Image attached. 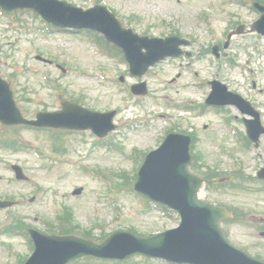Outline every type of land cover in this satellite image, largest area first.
I'll return each instance as SVG.
<instances>
[{
	"label": "rangeland",
	"instance_id": "obj_1",
	"mask_svg": "<svg viewBox=\"0 0 264 264\" xmlns=\"http://www.w3.org/2000/svg\"><path fill=\"white\" fill-rule=\"evenodd\" d=\"M67 1L83 7L90 6L95 2V0ZM105 2L116 10L124 21L132 20V26L139 33L149 28L150 34L163 36V34L170 33L174 26L183 34L182 36L193 38L194 35H197L199 38L197 42L192 47H188L189 50L194 51L192 55L195 56L197 55L196 51L203 47L207 49L209 44L216 40V37L226 38L228 29L233 26L232 22L226 19L225 14L219 19L223 0H105ZM218 2H220V7ZM224 8L237 12V16L245 24L244 32L231 39L230 58L237 59L238 63L247 61L248 66L243 68L238 66L232 70L220 69L217 72L213 70L214 74L206 77H215V73H217L220 75L217 77L227 82L232 89H237L238 92L264 110V37L257 35L253 31V24H251L259 16V12L249 10L248 7L236 3L225 4ZM202 9H206L209 14L210 23L198 21L197 16ZM13 15L33 25L29 30L9 32L6 28L10 17L7 20L6 17L0 16V74L13 81L14 79L10 75L13 72L17 73L15 79L18 78V80L14 85L16 87L15 95L20 100V104L26 108L27 115L31 117L41 109L53 110L59 105V98L63 99L59 89L55 87V83L46 82L43 73H48L51 80L56 79L62 83L63 87L67 89V93L64 92L65 96L71 98L83 96L85 105L91 108L104 111L117 107L119 115L116 122L118 128L120 127L119 137L128 150L127 154H123L124 156L120 158L107 159L108 157L93 150L88 137L89 132L74 131L66 134L65 137L68 156L76 158L78 156L80 166H84L83 159L84 163L90 165L94 163L102 167L108 174L122 173V170H126L132 176L136 164L129 157L131 149L142 146L149 150L157 147L160 138L157 137L160 136V127L164 123L159 122L162 120L156 119L155 114H148L145 117L143 108L149 107L158 111L165 107L169 108L171 102H179L182 96L189 94L190 89L184 86L183 82L190 79V73L185 71L181 81H171V78L175 77V73L178 72L176 66L178 62H170L154 69L147 77L149 86L151 85L152 90L159 86L171 96L166 97L165 102L161 104L165 107L161 108V105L156 107L154 103H150L151 100L146 98L141 100L130 97L127 92L121 89V85L90 76L93 67L94 70H97L104 64L111 72L114 71V67L96 52L86 38L81 35H69L56 31L40 32L38 30L39 20L33 13L16 11ZM2 52L6 53L2 54ZM200 52L198 54H201ZM38 54H41L40 56L46 60L41 59ZM53 59L61 64L63 62L67 70L62 72L56 67V61H51ZM202 62L208 64L207 55L199 63V67ZM120 67L124 68L125 66L120 65ZM210 70L206 73H210ZM131 81L137 82L138 79L133 78ZM253 81L256 82V87L252 85ZM23 94L32 98V101L23 102L21 96ZM176 96L178 97L174 99ZM130 109H135L134 117L142 118L144 116L147 124H132L135 127L130 131L128 125L132 123ZM237 110L230 108L228 113L225 112L222 116L219 113L215 115L213 112H207L203 116L198 115L199 117L191 119L189 118L196 116V113L189 112L182 121L178 119L173 121L176 124L182 122L181 129H189V131H195L198 134L194 150L202 152L204 161L201 167L193 170L194 172L204 173L209 167L215 165H219L221 169L227 171L240 166L247 174L256 175L259 166L264 164V135L261 137L259 148H244L236 135L238 131L244 132L245 130V124ZM190 113L193 115L190 116ZM178 115L182 116L180 113L173 116ZM225 117H230L232 120L234 131L223 120ZM148 118L152 119V124L148 122ZM18 132L19 139L25 145L39 147L44 153L49 151L51 132L27 127L18 128ZM32 150L33 148H30L28 151L13 153L0 149V159L4 160L0 161L1 186L3 185L8 193L14 196H19L20 192L24 193L30 190L29 184L14 183L8 179L12 176L9 163L18 161L24 166L25 174L36 180L38 184L49 189L59 188L62 193L57 196L54 192H47L43 189L35 203L29 204L27 201L20 200L14 213L13 210L0 211V221H2L5 212H11V214L25 218L28 222H33V225L43 229L45 225L42 219H55L57 212L61 210L59 203L65 202L66 199L74 206L76 221L82 227V229H78V232L84 228H92L91 236L95 240L116 229L130 231V227H133L137 230L133 233L149 236L178 225L179 216L176 212L168 211L166 214L154 206L146 209L139 203L137 195L131 191L122 190L111 195L104 182L83 170L82 167L71 171L68 177L59 175L54 179V170L48 171L46 169L48 168L46 167L47 162L37 158ZM87 151L88 157H86ZM111 155L117 156V154H108L107 156ZM66 167H61L59 173H65ZM78 187L83 188L82 192L73 195V191ZM200 196L219 205L232 208L234 206L241 207L249 216L248 222L242 224L237 221H228L224 222L222 226L234 245L245 248L255 255L263 254L264 257V237L261 235V232L264 231L261 228L264 227V192L247 193L240 190L214 189L205 184L200 191ZM117 213L119 214L118 218H116ZM10 222L11 220H8L6 223ZM3 224L0 222V228L3 227ZM17 239L20 240V245L18 247L16 245L15 248L19 254L23 255L27 251L26 244L23 238ZM8 259L10 256H8L7 249L0 246V264H17L13 258L11 259L13 263L8 262ZM107 261L82 260L75 264H115ZM150 261V264H171L160 259H151ZM131 264H145V262L135 258Z\"/></svg>",
	"mask_w": 264,
	"mask_h": 264
},
{
	"label": "water",
	"instance_id": "obj_2",
	"mask_svg": "<svg viewBox=\"0 0 264 264\" xmlns=\"http://www.w3.org/2000/svg\"><path fill=\"white\" fill-rule=\"evenodd\" d=\"M198 184H195L194 186V192L192 195H191V198L189 199V201H191V203H193L194 205L198 206L199 208H204L206 207V205L202 204V203H199L197 201V197H196V190L197 188L199 187V182H197ZM210 210V220H209V223H210V226H214L215 225V222H216V219L217 217L220 215L219 213H217L214 209H211V208H208ZM202 234H203V237H204V241L206 242V244H208L209 246H212L213 248L216 249V246L211 244L209 241L205 240V235H206V232L205 230H201Z\"/></svg>",
	"mask_w": 264,
	"mask_h": 264
}]
</instances>
